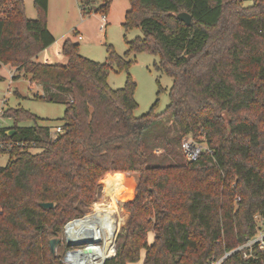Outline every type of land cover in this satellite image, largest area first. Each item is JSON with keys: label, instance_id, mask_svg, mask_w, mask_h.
Listing matches in <instances>:
<instances>
[{"label": "trees", "instance_id": "1", "mask_svg": "<svg viewBox=\"0 0 264 264\" xmlns=\"http://www.w3.org/2000/svg\"><path fill=\"white\" fill-rule=\"evenodd\" d=\"M111 1L78 0L83 16L105 15ZM128 1L122 26L142 36L126 42L123 57L109 50V64L93 62L66 39L60 50L66 63L50 64L39 61L55 42L48 0H33L34 19L23 0H0V71L14 69L13 81L23 74L41 88L36 100L65 107L55 135L21 108L5 112L14 123L8 130L16 133L1 138L23 146L0 167V264H63L51 255L49 238L78 222L101 197V180L115 174L135 175L137 184L122 206L129 221L115 256L104 264H134L141 252L143 264H211L258 232L264 0L248 6L241 0ZM180 13L191 16L189 26L177 19ZM140 53L156 56L154 67L172 80L163 113L154 105L135 117V82L128 76L116 90L107 82L111 65L127 69ZM24 120L34 125L19 128ZM185 136L206 143L212 154L188 162L179 147ZM121 182H106L114 204L130 187ZM251 254L236 251L221 264H264V249L253 246Z\"/></svg>", "mask_w": 264, "mask_h": 264}, {"label": "rangeland", "instance_id": "2", "mask_svg": "<svg viewBox=\"0 0 264 264\" xmlns=\"http://www.w3.org/2000/svg\"><path fill=\"white\" fill-rule=\"evenodd\" d=\"M25 4L26 16L29 19L36 17V12L33 5V0H23ZM243 6H248L252 3V0H241ZM101 3H97L99 7ZM129 10L128 0H112L106 16V26L104 29H100L101 14H92L89 16H83L80 12L78 0H50V26L55 31L56 37L64 34H70L73 36V31L77 28L78 32L82 35V40H76L79 53L84 58L97 63L109 64V50H112L116 55L123 57L127 51L126 42L134 40L136 37H141V31L139 29H133L125 31L122 24L124 23V17L126 11ZM55 46L50 48L49 54L55 53ZM51 57V56H50ZM53 63L65 64L66 59L63 57L55 56L51 57ZM131 64L127 69H117L115 65H111V71L107 77L109 86L116 90L125 86L127 77L135 82L134 99L137 104V108L134 110L133 115L140 117L145 115L152 106L155 105V112L157 114L163 113L169 104V90L172 86V80L164 73L158 71L154 64L158 62V58L149 53H140L132 55L130 58ZM42 62V58L39 59ZM12 68H2L0 71L3 80L0 81V98L6 93L7 88L10 86V94L8 95V108L23 109L33 116L41 119L38 124L48 126L50 129L60 126V119L64 115L65 107L60 104L45 103L40 100H36V96H42V90L37 85H31L28 77L23 74H19L16 80L9 79V73ZM0 76V77H1ZM14 123L12 120L5 119L4 125L12 127ZM34 123L31 120L19 121L17 126L19 128L31 127ZM9 161L8 154H0V167H4ZM122 175V176H121ZM115 176H105L110 179L103 178L101 180L102 194L101 197L90 208L87 209V213L82 217L91 214L84 220H89V217L96 214H107L114 217V222L118 220L120 225L118 227L115 239L106 241L105 250L108 252L112 247L114 240V251L116 253V240L120 230L126 227L129 221V213L123 209V204L131 201L135 195V188L137 184V177L135 175L121 174ZM121 176V177H119ZM115 183L124 182L121 184H130L124 193L123 198L118 200L114 204L109 198L106 182ZM104 184H102L103 182ZM105 186V188H104ZM112 193V191L110 192ZM112 204L114 206L112 207ZM115 207V208H114ZM96 213V214H94ZM78 220V219H76ZM83 220V221H84ZM75 221V220H72ZM70 221V222H72ZM66 223L62 230L50 240L57 239L58 243L55 246V256L62 259V263L65 264L66 254L72 250L76 251L77 248H84L85 246L69 247L67 244V237L65 234ZM71 226V225H70ZM69 226V227H70ZM117 228V224H116ZM115 229L106 231L103 235L105 239H108ZM68 229V228H67ZM152 237V235H151ZM101 242L103 237L101 236ZM151 242V240H149ZM100 243V242H99ZM102 244V243H101ZM144 252L140 254V260L134 264H143Z\"/></svg>", "mask_w": 264, "mask_h": 264}, {"label": "built area", "instance_id": "3", "mask_svg": "<svg viewBox=\"0 0 264 264\" xmlns=\"http://www.w3.org/2000/svg\"><path fill=\"white\" fill-rule=\"evenodd\" d=\"M255 1V0H252ZM107 20L105 15H101L100 19V29H104L106 26ZM79 40L82 39V37H78ZM43 63H48L47 60H43ZM11 73H9V79L13 80V77L15 75V70L12 69ZM10 94V86L7 88L6 93L0 98V154H9L12 152V150L15 147L23 146V143L13 142V141H5L1 138V134L3 132H7L8 126L4 125L5 119H9L5 117V112L8 109V95ZM62 132L61 126L54 127L50 130L51 135L60 134ZM180 150L182 151L185 159L188 162H195L200 157V155L203 152H207L209 154H212V151L207 147L206 143H201L196 141L190 136H185L180 141ZM258 232L255 237L252 239L246 241L243 245L239 246L237 249H235L232 252L225 253L219 260L212 262L211 264H221V262L227 258L229 255H231L233 252L239 251L243 252L244 258L251 257V250L253 246H257L258 250L264 249V218H258ZM115 239V238H114ZM114 240L112 243V253L108 255V257L105 260H101L100 262H97L96 264H104L106 261L112 259L115 256L114 251ZM102 246L101 243L98 244V247ZM83 248H77L75 250H79ZM74 251V250H72ZM70 252V251H69ZM68 252V253H69ZM67 253V254H68ZM66 254V255H67ZM65 264H69L66 260L65 256Z\"/></svg>", "mask_w": 264, "mask_h": 264}, {"label": "bare ground", "instance_id": "4", "mask_svg": "<svg viewBox=\"0 0 264 264\" xmlns=\"http://www.w3.org/2000/svg\"><path fill=\"white\" fill-rule=\"evenodd\" d=\"M113 206L114 204H112ZM89 215L81 218L78 222L70 224L71 226H66L65 234L70 242L85 244L83 249L67 254L66 260L69 264H96L101 260H105L112 253V247L108 252L105 250L106 241L112 237L115 238L114 235L117 233L121 220L114 222L115 219L111 214H96L94 217H89V220H84ZM115 228L116 230H114L113 234L108 239H105L103 235L106 234V231ZM101 236L103 237V242L100 241ZM99 242L102 243L100 247H98Z\"/></svg>", "mask_w": 264, "mask_h": 264}, {"label": "crops", "instance_id": "5", "mask_svg": "<svg viewBox=\"0 0 264 264\" xmlns=\"http://www.w3.org/2000/svg\"><path fill=\"white\" fill-rule=\"evenodd\" d=\"M127 11H128V10H127ZM127 11H126V12H127ZM49 15H50V0H48L47 28H48L49 32L51 33V35L54 37L55 42H54L53 45H51V46L48 47L45 51L42 52V54L40 55V58H42V62H43V60H47L48 63H50V64L52 63V64H53V62H51V61H52V60H51V59H52L51 57H55V56L57 55V56L63 58V56H61V54H60V50H61V46H62V43L64 42V40H66V39H70L71 41H73L74 43L77 44L76 40L74 39V36L77 37V38H76L77 40H79L78 37H82V35L78 32L77 28H75V30L73 31V36H72V37H71V35L68 34V33H67V34H64V35H62V36L56 37L55 31L51 28L50 23H49V21H50V17H49ZM74 32H75V33H74ZM81 40H82V39H81ZM54 46H55V48H56L55 53H54V54H53V53L49 54V50H50V48H52V47H54ZM50 56H51V57H50ZM40 58H39V59H40ZM3 68H7V67H3ZM0 76H1V74H0ZM1 77L3 78V76H1ZM119 177H121V176H119ZM105 179H110V178H109V177H105V178L103 179V181H104ZM103 181H102V182H103ZM102 184H104V182H103ZM104 188H105V186H104ZM149 240H152L151 235L149 236Z\"/></svg>", "mask_w": 264, "mask_h": 264}, {"label": "water", "instance_id": "6", "mask_svg": "<svg viewBox=\"0 0 264 264\" xmlns=\"http://www.w3.org/2000/svg\"><path fill=\"white\" fill-rule=\"evenodd\" d=\"M177 19L185 23L187 26L190 25L191 23V16L187 13H180L177 15ZM16 131H7L5 134L9 137L12 138L15 135ZM53 203H42L41 207L44 209H52L53 208ZM58 243L57 239H53L49 241V248H50V253L52 256H55V246ZM67 244L69 247H80V246H85V244H77V243H72L67 239Z\"/></svg>", "mask_w": 264, "mask_h": 264}]
</instances>
